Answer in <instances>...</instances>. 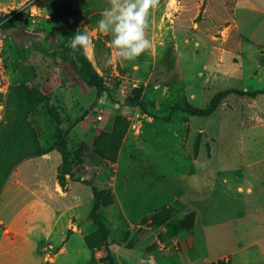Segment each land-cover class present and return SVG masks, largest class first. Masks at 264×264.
<instances>
[{
  "label": "rangeland",
  "instance_id": "1",
  "mask_svg": "<svg viewBox=\"0 0 264 264\" xmlns=\"http://www.w3.org/2000/svg\"><path fill=\"white\" fill-rule=\"evenodd\" d=\"M108 6V0H0V135L6 129L7 157H23L0 193V249L7 242L5 248L11 254L30 256V263L40 258L43 248L49 262L56 251L52 244L58 247L64 235L78 230L74 226L77 224L84 225L83 233L93 231L85 236V241L81 234H73L69 255L60 256L58 264H85L84 257L76 253L85 247V242L92 251L91 264H118L113 254L109 255L90 217L95 199L91 186L82 180L113 197L109 182L122 150H130L132 163L138 162L128 176L132 189L138 187L132 181L143 169L141 162L154 172L152 176L147 174V182H143L146 192L150 181L166 185L168 190V181L162 177L154 179L153 175L181 173L164 158L168 153L198 152L205 143L210 147L222 139L246 143L256 137L264 141V95L251 98L232 94L208 117L174 110L177 104L205 108L215 94L230 88H264V44L259 43L264 40V16L255 12L260 8L257 0H240L236 4L233 25L239 26L241 36L236 53L177 35L180 2L159 0L158 6L150 9L146 30L152 46L133 61L116 59L109 47L111 35L96 31L100 14ZM68 7L93 14L72 18ZM8 24L42 31L36 40L26 37L23 41L32 78L62 117L65 143L72 153L67 161L56 148V123L45 105H39L30 115L22 113L23 97L28 93L17 95L13 90L24 84L25 76L14 38L1 30ZM230 29L231 26L221 32L222 43ZM77 30L89 34L93 47L85 55L95 65L109 93L84 87L62 59ZM136 95L149 103V114L139 105L125 103L127 97ZM173 138L179 145L173 146ZM166 144L168 147H164ZM36 151L43 154L35 155ZM130 152H123L119 169L135 166L127 158ZM3 164L0 160V171L5 173L7 166ZM42 196L48 203L44 210L33 205ZM138 200H127L131 209L125 207L124 211L129 216L162 206L171 200V195L166 193L158 202L149 201L135 209ZM100 213L111 214L109 219L121 215L114 206H105ZM67 219L68 225L72 222L73 226L66 228ZM151 225L164 242V221ZM141 242L138 237L127 244L134 247L130 254L135 261L142 258L136 247ZM85 262L88 264V259Z\"/></svg>",
  "mask_w": 264,
  "mask_h": 264
},
{
  "label": "crops",
  "instance_id": "2",
  "mask_svg": "<svg viewBox=\"0 0 264 264\" xmlns=\"http://www.w3.org/2000/svg\"><path fill=\"white\" fill-rule=\"evenodd\" d=\"M257 3L260 8L255 12L264 16V0H257ZM261 22L258 21L259 24ZM259 43L264 44V40ZM173 139V146L179 145L176 138ZM223 140L226 139L210 147L205 143L198 152L184 150L183 153L166 154L164 158H168L169 164L181 173L153 176L154 179L162 177L168 181V190L166 185H156L153 181L149 182L146 192L142 189L143 182H147L146 175L154 174L144 162H141L143 169L137 171L132 181L138 187L132 189L128 184V176L138 166V162L132 163L134 156L130 150L121 151L116 163L118 168L109 182L114 201L106 206L119 208L121 215L114 219L108 218L111 215L109 213L108 216L103 215L110 229V252L118 264H211L219 261L230 264H264V141L256 137L246 143ZM123 152H130L127 158L135 165L132 169H119ZM124 171L127 172L123 175ZM166 193H170L171 200L162 206L156 205L150 211L131 216L124 211L125 207L131 209L130 201L127 200L132 197L139 198L134 208L140 209L149 201L158 202ZM33 205L43 210L48 207L45 196ZM166 208L175 209V215L180 219L189 214H193L194 218L191 226H183L175 237L163 242L158 239L151 225V217ZM59 217L62 216L59 214ZM146 218L149 220L146 221ZM70 224L67 219L66 228ZM74 226L78 230L73 234H81L84 241L85 236L93 231L89 229L83 233L84 225ZM73 234L64 235L58 247L52 244L56 251L54 256H50L49 262L44 248L40 258L30 263V256L23 258L25 255H13L9 248H5L7 242L3 243L0 264H58L60 256L69 255L68 244ZM138 237L142 242L136 247L142 258L135 261L130 254V249L134 247H128L127 244ZM76 253L84 257L85 264L87 259L88 264L92 263V251L86 242L85 247L76 250Z\"/></svg>",
  "mask_w": 264,
  "mask_h": 264
},
{
  "label": "trees",
  "instance_id": "3",
  "mask_svg": "<svg viewBox=\"0 0 264 264\" xmlns=\"http://www.w3.org/2000/svg\"><path fill=\"white\" fill-rule=\"evenodd\" d=\"M182 6L181 11L177 15L175 23V32L181 37L188 38L196 41L200 44H204L211 47L223 46L228 52L236 53L241 46L240 31L237 26L233 25L235 21V7L238 0H178ZM203 1V4L201 2ZM67 13L72 18H80L82 16L93 14L92 11L72 10L69 7L66 8ZM93 16L100 17L99 14ZM231 29L228 33V38L222 43L221 32L226 28ZM2 31L8 33L14 38L21 60L23 62V70L25 81L23 85H18L13 88L17 95L28 93V96H24V110L22 113L30 115L36 107L41 104L45 105L46 111L50 118L56 123V148L63 154L64 160L67 161L71 157L72 153L65 143V134L61 128L63 120L56 107L52 104L51 98L42 90L40 84L36 83L32 78L30 72V66L28 64V57L26 55V49L24 45V38L31 37L36 40L38 33L42 31L31 30L27 26L12 24L1 27ZM62 59L69 65L71 71L79 77L82 85L86 88H94L97 90H104L110 92L105 86L102 77L98 73L93 62L85 55L84 51H73L70 47H66L62 53ZM235 94L239 96H247L251 98H257L260 95H264V88L255 91H246L239 88H230L223 90L215 94L210 103L205 108H199L191 104H187L185 107H181L179 104L174 106V110L181 109L187 114L199 117H208L216 112L219 105L228 96ZM27 99V101H26ZM125 103L127 105H139L142 109L149 114V103L146 100L141 99L140 95L134 97L129 96L126 98ZM5 131L0 135V160L4 162V166H7V171L2 173L0 171V193L11 176L12 171L18 165L23 158L22 156H16L17 158L7 157L6 145H5ZM42 151H36L35 155H42ZM87 185H90L94 195V207L91 211L90 217L97 226V232L101 235L104 241L109 255L111 242L110 229L107 226L102 214L101 209L105 206H109L113 203L114 199L106 190H100L95 184L82 180ZM176 210L173 208H166L159 213L153 215L151 218L154 223L157 220L164 221L165 233L164 239L170 240L175 237L183 226H191L194 215L189 214L184 219H180L175 215ZM146 221L149 218L145 219ZM211 264H230L226 261H219Z\"/></svg>",
  "mask_w": 264,
  "mask_h": 264
},
{
  "label": "clouds",
  "instance_id": "4",
  "mask_svg": "<svg viewBox=\"0 0 264 264\" xmlns=\"http://www.w3.org/2000/svg\"><path fill=\"white\" fill-rule=\"evenodd\" d=\"M158 4L159 0H108L109 6L101 12L96 31L111 35L109 47L116 59L133 61L151 48L146 35L148 17L150 9ZM69 47L86 53L93 43L86 31L77 30Z\"/></svg>",
  "mask_w": 264,
  "mask_h": 264
}]
</instances>
